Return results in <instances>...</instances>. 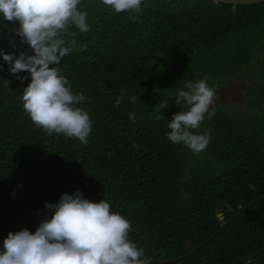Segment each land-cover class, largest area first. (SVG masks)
<instances>
[{
    "label": "trees",
    "instance_id": "16d2710c",
    "mask_svg": "<svg viewBox=\"0 0 264 264\" xmlns=\"http://www.w3.org/2000/svg\"><path fill=\"white\" fill-rule=\"evenodd\" d=\"M79 8L91 30L73 26L66 39L87 50L73 51L58 67L73 94L85 96L77 106L92 120L87 145L32 123L21 99L30 73L13 75L0 57V251L9 232L35 233L51 218L46 203L77 190L95 203L106 199L128 219L129 239L152 264H229L262 248L264 198L192 256L163 262L199 247L264 193V2L143 0L134 20L102 0H81ZM18 27L0 17V50L34 54ZM205 78L219 104L222 91L237 85L243 108L234 116L217 106L202 132L210 130V143L195 154L167 139V125L183 110L171 99L177 90ZM121 89L137 102L125 98L114 107ZM165 98L169 107L156 120ZM241 264H264V252Z\"/></svg>",
    "mask_w": 264,
    "mask_h": 264
},
{
    "label": "clouds",
    "instance_id": "9594fccd",
    "mask_svg": "<svg viewBox=\"0 0 264 264\" xmlns=\"http://www.w3.org/2000/svg\"><path fill=\"white\" fill-rule=\"evenodd\" d=\"M81 0H0V17L8 22L16 21L14 29L21 42L30 46L34 54L21 51L19 55L0 50V57L9 65L13 75L28 72L30 84L21 96L23 110L32 123L49 136L63 134L76 138L87 145L92 132L89 112L78 107L85 100L83 93L73 94L66 76L58 65L73 51H85L88 45H78L70 32L71 27L81 33L89 32L88 12L81 11ZM102 4L115 13H142L143 0H102ZM2 67V65H0ZM26 76H18L21 81ZM216 96L215 87L206 78L186 82L174 98L183 110L176 112L167 127V139L173 144H183L199 154L210 143V130L199 133L205 118L215 115L210 110ZM127 98L137 102V96L120 90L114 107ZM168 99L155 107L154 119L162 118L161 109L169 107ZM129 119L135 123L136 114ZM52 212L50 219L43 220L35 233L27 228L9 232L4 239V251H0V264H152L145 249L129 239L131 222L103 199L99 203L84 198L79 190L63 193L55 204L46 203Z\"/></svg>",
    "mask_w": 264,
    "mask_h": 264
},
{
    "label": "water",
    "instance_id": "95a60500",
    "mask_svg": "<svg viewBox=\"0 0 264 264\" xmlns=\"http://www.w3.org/2000/svg\"><path fill=\"white\" fill-rule=\"evenodd\" d=\"M208 1H212L215 3H225V4H233V5H251V4H257V3H261L264 2V0H208ZM261 190L258 191V193H260ZM264 198V193L261 194L258 198H256L254 201H252L250 204L246 205L245 207L241 208L239 210V212L237 214H235L233 217H231L229 220L225 221L222 226L205 242H203L199 247H197L196 249H194L193 251L188 252L187 254L175 259V260H167V261H163L164 263H177L179 261H182L190 256H192L196 251H198L199 249H201L202 247H204L210 240H213L225 227H227L228 225H230L236 218H238L239 215L243 214L245 211L249 210L252 206H254L257 202H259L260 200H262ZM224 206H221L217 209L218 214L220 216L221 220H224V217L222 215V210H223ZM13 222V221H12ZM14 224V222H13ZM264 252V246L258 250H255L247 255L242 256L239 259H236L232 262H230L229 264H241L243 262L249 261L252 258L262 254Z\"/></svg>",
    "mask_w": 264,
    "mask_h": 264
},
{
    "label": "rangeland",
    "instance_id": "374dc122",
    "mask_svg": "<svg viewBox=\"0 0 264 264\" xmlns=\"http://www.w3.org/2000/svg\"><path fill=\"white\" fill-rule=\"evenodd\" d=\"M190 80V79H188ZM246 83H243V86H245ZM237 85H229L226 87V89H224L222 91V97L221 101H223V103L221 102V104L217 103L218 100L220 101V99L218 97L215 96V101L213 102V104L210 107V110H219V109H215L217 106H222L221 108L228 111L230 114L236 116L239 115L240 111L242 110V106L241 105L243 103L242 98L240 96L239 91L237 90ZM225 98V99H224ZM216 105V106H215ZM208 119V118H207ZM209 126H206L205 121L203 122V124L201 125V127L198 129L199 133H202L206 128H208Z\"/></svg>",
    "mask_w": 264,
    "mask_h": 264
}]
</instances>
